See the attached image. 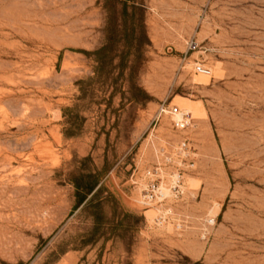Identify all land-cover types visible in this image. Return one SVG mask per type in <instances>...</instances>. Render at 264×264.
Returning a JSON list of instances; mask_svg holds the SVG:
<instances>
[{
    "label": "rangeland",
    "instance_id": "obj_1",
    "mask_svg": "<svg viewBox=\"0 0 264 264\" xmlns=\"http://www.w3.org/2000/svg\"><path fill=\"white\" fill-rule=\"evenodd\" d=\"M0 264H264V0H0Z\"/></svg>",
    "mask_w": 264,
    "mask_h": 264
},
{
    "label": "built area",
    "instance_id": "obj_2",
    "mask_svg": "<svg viewBox=\"0 0 264 264\" xmlns=\"http://www.w3.org/2000/svg\"><path fill=\"white\" fill-rule=\"evenodd\" d=\"M195 72L199 75L211 77L212 71L202 64H196ZM173 115L178 116L177 120L174 121V127L177 130H186L191 127L192 119L188 113H182L179 109L173 110Z\"/></svg>",
    "mask_w": 264,
    "mask_h": 264
},
{
    "label": "bare ground",
    "instance_id": "obj_3",
    "mask_svg": "<svg viewBox=\"0 0 264 264\" xmlns=\"http://www.w3.org/2000/svg\"><path fill=\"white\" fill-rule=\"evenodd\" d=\"M159 66V65H157ZM199 81L201 84H208L209 83V77L206 76H200ZM188 101V100H187ZM187 101H180L179 106L187 113L193 114L196 117H203L204 116V111L202 107L199 104H192L191 102ZM174 118H179L178 116H175ZM173 118V119H174ZM170 192V191H168ZM166 193V192H165ZM167 194V193H166ZM165 194V195H166ZM169 194V193H168ZM167 196V195H166ZM150 215H153L152 212H150ZM210 220V219H209ZM212 221V220H211ZM214 223V222H213ZM212 226V225H211Z\"/></svg>",
    "mask_w": 264,
    "mask_h": 264
},
{
    "label": "trees",
    "instance_id": "obj_4",
    "mask_svg": "<svg viewBox=\"0 0 264 264\" xmlns=\"http://www.w3.org/2000/svg\"><path fill=\"white\" fill-rule=\"evenodd\" d=\"M93 191H94V187H91L86 191H83L80 188H78L77 189V197H78L77 206L80 207L81 205H83L88 199V197L92 194Z\"/></svg>",
    "mask_w": 264,
    "mask_h": 264
}]
</instances>
